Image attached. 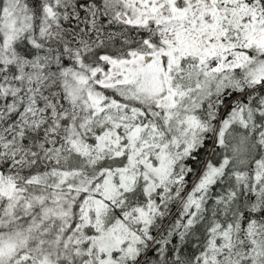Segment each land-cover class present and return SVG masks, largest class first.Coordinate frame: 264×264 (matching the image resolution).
<instances>
[{"label": "snow or ice", "instance_id": "snow-or-ice-1", "mask_svg": "<svg viewBox=\"0 0 264 264\" xmlns=\"http://www.w3.org/2000/svg\"><path fill=\"white\" fill-rule=\"evenodd\" d=\"M0 264H264V0H0Z\"/></svg>", "mask_w": 264, "mask_h": 264}]
</instances>
